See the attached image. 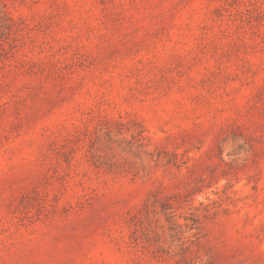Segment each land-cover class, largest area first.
I'll use <instances>...</instances> for the list:
<instances>
[{
	"label": "rangeland",
	"instance_id": "1",
	"mask_svg": "<svg viewBox=\"0 0 264 264\" xmlns=\"http://www.w3.org/2000/svg\"><path fill=\"white\" fill-rule=\"evenodd\" d=\"M0 264H264V0H0Z\"/></svg>",
	"mask_w": 264,
	"mask_h": 264
}]
</instances>
